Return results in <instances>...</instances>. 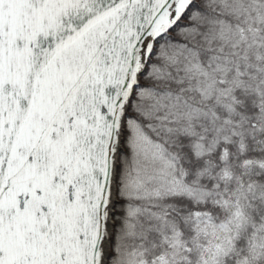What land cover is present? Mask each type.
Masks as SVG:
<instances>
[{
    "label": "snow or ice",
    "instance_id": "6c2138e0",
    "mask_svg": "<svg viewBox=\"0 0 264 264\" xmlns=\"http://www.w3.org/2000/svg\"><path fill=\"white\" fill-rule=\"evenodd\" d=\"M0 264H264V0H0Z\"/></svg>",
    "mask_w": 264,
    "mask_h": 264
}]
</instances>
